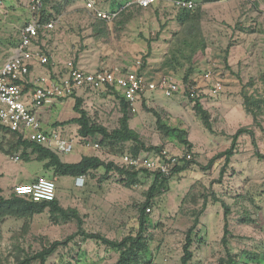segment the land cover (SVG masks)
Masks as SVG:
<instances>
[{"label":"rangeland","instance_id":"obj_1","mask_svg":"<svg viewBox=\"0 0 264 264\" xmlns=\"http://www.w3.org/2000/svg\"><path fill=\"white\" fill-rule=\"evenodd\" d=\"M97 1L100 9L109 11L128 0ZM195 1L203 15L206 49L193 59L189 54L179 55L172 65L167 64L183 34L177 21L179 10L165 2L131 9L108 23V31L102 35L95 30L97 21L86 9L84 0H46L45 16L58 24L42 33L36 47L52 57L51 63L42 69L53 78L65 74L68 62L86 71H97L112 66L129 67L142 59L148 76L156 80L172 76L179 82L180 92L172 98L159 91L148 94L137 99L135 111L130 113V126L147 147H160L172 156L192 155L187 169L170 177L169 191L157 193L151 211L147 212L145 237L152 264H182L187 232L205 204L193 234L194 258L190 264H228L229 254L238 264H264V158L259 157L264 156V0L206 4L204 0ZM30 17L28 0H0V67L12 56L21 29ZM191 69L187 84L185 77ZM209 70L215 79L224 82V91L218 95H212L210 83L203 80ZM189 85L195 88L194 98H200L209 114L212 131L198 115L193 97L188 96ZM244 92L261 102L257 120L246 110ZM82 97L83 107L93 122L109 131L119 127L123 112L117 95L105 91ZM75 103V99H69L55 105L57 114L50 120L67 122L79 117ZM160 125L178 132H166ZM70 126L69 133L77 144L71 153L61 155L66 163H78L83 156H97L120 166L121 158L130 153L131 143L112 151L99 135L94 138L100 149L87 148L83 146L79 125ZM241 128H249L253 134L240 136L237 153L224 175V158L206 168L212 159L231 147L233 136ZM181 132L186 133L184 139L191 148L181 142ZM11 143L12 134L0 128V146L11 151ZM22 152L23 149L6 155L0 150V186L4 197L10 198L19 184L41 177L54 179L61 206L78 211L85 232L111 240L137 234L140 208L155 175L141 173L139 183L128 188L121 183L126 176L116 170L107 174L100 169L77 186L76 178L70 176L52 178L53 171H45L43 163H25ZM224 205L230 207L227 246L223 244ZM78 232L76 219L66 221L49 211L31 221L6 218L0 222V264L30 260L52 243L67 241ZM119 255L80 233L47 258L45 264H116ZM30 264L42 263L32 260Z\"/></svg>","mask_w":264,"mask_h":264},{"label":"built area","instance_id":"obj_2","mask_svg":"<svg viewBox=\"0 0 264 264\" xmlns=\"http://www.w3.org/2000/svg\"><path fill=\"white\" fill-rule=\"evenodd\" d=\"M86 9L95 19L112 23L125 11L135 8H149L159 2L173 5L176 9L194 10L197 3L190 0H128L115 10H103L97 0H84ZM30 20L22 27L20 41L12 56L0 67V125L7 131L15 133L23 140L36 143L59 155L73 151L76 140L59 129L49 127V119L55 105L69 101L73 95L90 96L92 93L109 91L119 93L120 97L131 105V110L138 98L155 92H161L172 98L180 92L179 82L172 76L154 79L144 70V61L138 59L129 67L112 66L97 71L80 69L74 62H68L63 76L53 78L40 75L28 88L29 78L36 66L47 67L52 57L36 47L42 33L53 30L57 20L44 22V0H28ZM203 80L210 83L212 95L224 91V82L215 79L213 71H206ZM192 97L195 88L188 86ZM84 94V95H83ZM46 125L49 128H46ZM83 146L100 149V143L93 136L81 138ZM121 165L132 171H148L153 175L171 177L176 167L191 161L192 155L172 156L166 151L160 154L142 152L137 156L124 155ZM19 160V157H16ZM85 176L76 178V185L84 184ZM14 193L33 202H52L58 198V187L54 180L41 177L32 183L15 186ZM151 209L148 208L147 212Z\"/></svg>","mask_w":264,"mask_h":264},{"label":"trees","instance_id":"obj_3","mask_svg":"<svg viewBox=\"0 0 264 264\" xmlns=\"http://www.w3.org/2000/svg\"><path fill=\"white\" fill-rule=\"evenodd\" d=\"M194 1L195 0H190ZM222 0H204L206 3H215ZM46 7V0H44ZM123 4L119 5L122 6ZM118 7V8H119ZM143 9V8H138ZM47 7L44 10V22L49 21L50 17H46ZM131 10V9H130ZM128 10V11H130ZM125 11L124 13L128 12ZM122 13L121 16L124 14ZM120 16V17H121ZM202 11L201 8H197L194 10L189 9H180L179 14L177 16V21L180 23L182 27L183 36L177 40V46L171 51L170 60H167V64H171L178 59L179 55L185 56L189 54L190 59H193L199 52L205 51L206 42L202 32ZM97 26L95 30L104 35L108 31V22L101 21L96 19ZM193 73V69H191L187 76L185 77V82L188 84L191 74ZM118 98L121 99L122 103V112L123 116L119 121V127L114 129L113 131H109L106 127L99 125L93 122L86 110L84 109V98L79 97L77 95H73L75 98V112L79 115V117L69 120L67 122H63V125L66 124H77L79 125V134L81 138L87 136L96 137L97 135L101 136V142L103 144L108 145L112 151H116L120 145H124L127 143H131L132 147L130 149L129 155L137 156L142 152H151L153 154H160L163 152V149L160 147H147L144 141L142 140L141 135L131 128V105L126 102L123 98L120 97L119 93H114ZM188 96H192L191 92L187 91ZM195 102V109L203 120L204 125L207 129L212 131L211 123L209 121V114L203 109L200 98H193ZM244 103L248 113L254 116V119L257 120L258 113L260 112L261 106L260 101L254 99L249 96L247 92H244ZM61 123H57L59 125ZM163 130L166 132L177 133L178 131L175 129H170L165 125H160ZM0 128L4 130L3 127ZM6 130V129H5ZM7 131V130H6ZM11 133L10 131H8ZM12 134V143L10 144L11 151L5 150L2 146H0V150L6 155H10L13 151H19L23 149L21 158L25 163L31 162H39L43 163V168L45 171H53L52 178H59L70 176L73 178H79L81 176H89L94 171H98L100 169H105L106 173L109 174L113 170L119 172L122 176H126V179L121 181L126 187L131 188L134 185L139 183V176L141 173L144 175H152L148 171H132L122 165H116L114 162H106L103 159L97 156H83L82 160L78 163H66L61 159V155L56 152L51 151L41 145L36 143H32L26 140H23L20 136L15 133ZM243 134H253V132L249 128H241L234 136L231 147L217 155L214 159L211 160L210 165L206 168H209L215 160L225 159V166L222 170V176L225 173V168H227L232 161V158L237 153V145L240 136ZM186 133L181 132L179 134L180 140L183 144L188 145L191 148L190 143L184 139ZM119 151V149H118ZM121 151L122 148H121ZM259 157L264 158V156L259 154ZM192 161V160H191ZM191 161L184 162L182 165L176 167L174 174L184 172L189 163ZM172 175V176H173ZM170 177H161L159 174L155 175V180L153 185L147 192V199L145 203L140 208V225L136 235H128L122 240H111L105 236H102L97 233H87L82 229V219L76 209H64L58 198L52 202H40L36 203L24 197H19L15 193L10 197L6 198L2 195L3 189L0 186V222L5 220L6 218H15L26 221H31L35 216L42 215L45 212L49 211L52 215L59 216L62 219L68 221L71 219H76L79 223V232L77 235L70 236L67 241H56L50 245V247L45 248L40 253H37L32 259L27 260L25 262H21L20 264H30L32 260H39L42 264H45L47 258L52 256L60 247L68 244L71 240H73L78 234L82 233V235L87 238L97 242L102 243L108 248L118 251L119 258L116 264H152L149 258L150 246L145 237L146 230V216L147 209L150 208L151 202L153 201L155 195L157 193H162L163 191H169L168 183ZM54 180V179H51ZM30 183V182H29ZM32 183V182H31ZM225 207V216H224V237L223 244L225 246L228 245V237L230 236V223L228 217L230 215V207L224 205ZM206 208V204L204 208L199 211L197 217L194 220L192 227L188 230L185 245L183 247L184 255L182 257V264H190V262L194 258V254L192 252V246L194 244L193 234L196 231L198 225L200 224V217L204 213ZM27 226V225H26ZM228 264H238L232 257L231 254L228 255Z\"/></svg>","mask_w":264,"mask_h":264},{"label":"crops","instance_id":"obj_4","mask_svg":"<svg viewBox=\"0 0 264 264\" xmlns=\"http://www.w3.org/2000/svg\"><path fill=\"white\" fill-rule=\"evenodd\" d=\"M42 68H44V67L36 66V67L33 68V70H32V75H31L30 78H29V85H28V88L32 86L31 82H34V81H35L40 75H46V74H45V71H44ZM54 114H57V106L55 107V109L52 110V113H51L50 118H51ZM63 122H65V120H63V119H62V120H57V121H51V120L49 119L48 124H49V127H50L51 129H59V130L63 131L64 133L70 135L69 132L72 130L70 125H72V124H66V125H63V124H62ZM57 123H61V124L57 125ZM81 160H82V159H81ZM79 162H80V161H79ZM38 179H39V178H38ZM38 179H36V180H38ZM36 180H35V181H36ZM31 182H34V181H30V183H31ZM26 183H27V182H26ZM28 183H29V182H28Z\"/></svg>","mask_w":264,"mask_h":264}]
</instances>
